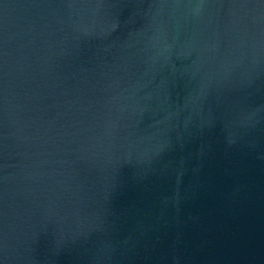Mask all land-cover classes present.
Instances as JSON below:
<instances>
[{
	"label": "water",
	"instance_id": "obj_1",
	"mask_svg": "<svg viewBox=\"0 0 264 264\" xmlns=\"http://www.w3.org/2000/svg\"><path fill=\"white\" fill-rule=\"evenodd\" d=\"M0 264H264V0H0Z\"/></svg>",
	"mask_w": 264,
	"mask_h": 264
}]
</instances>
